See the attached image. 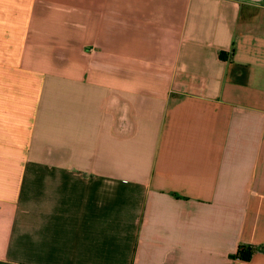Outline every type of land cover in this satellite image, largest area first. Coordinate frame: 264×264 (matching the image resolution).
Returning <instances> with one entry per match:
<instances>
[{"label": "crops", "instance_id": "0c3cea01", "mask_svg": "<svg viewBox=\"0 0 264 264\" xmlns=\"http://www.w3.org/2000/svg\"><path fill=\"white\" fill-rule=\"evenodd\" d=\"M0 264H264V0H0Z\"/></svg>", "mask_w": 264, "mask_h": 264}, {"label": "trees", "instance_id": "16d2710c", "mask_svg": "<svg viewBox=\"0 0 264 264\" xmlns=\"http://www.w3.org/2000/svg\"><path fill=\"white\" fill-rule=\"evenodd\" d=\"M223 56V55H222ZM253 254V249L250 247L240 246L235 256L241 259H249Z\"/></svg>", "mask_w": 264, "mask_h": 264}, {"label": "water", "instance_id": "95a60500", "mask_svg": "<svg viewBox=\"0 0 264 264\" xmlns=\"http://www.w3.org/2000/svg\"><path fill=\"white\" fill-rule=\"evenodd\" d=\"M249 1H251V2H253V3L260 4V3H262L263 0H249Z\"/></svg>", "mask_w": 264, "mask_h": 264}]
</instances>
